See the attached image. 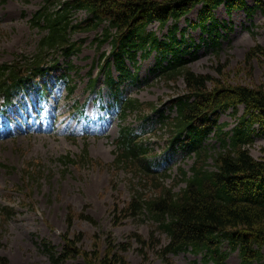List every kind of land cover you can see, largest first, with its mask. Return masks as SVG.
<instances>
[{
    "label": "rangeland",
    "instance_id": "1",
    "mask_svg": "<svg viewBox=\"0 0 264 264\" xmlns=\"http://www.w3.org/2000/svg\"><path fill=\"white\" fill-rule=\"evenodd\" d=\"M43 1L0 0V65L35 51L40 33L31 26L30 19ZM246 1L253 5V0ZM85 16L82 12L78 15ZM216 16L231 28L223 32L227 36L221 39V52L217 54L201 45L187 67L211 78L210 91L220 85L264 88V56L249 57L252 48L264 47V16L259 12L248 16L239 9L229 13L224 6L216 10ZM198 21L196 11L182 18L177 23V36H182L184 30L188 42L201 43L203 31L193 26ZM168 28L161 30L158 23L149 26L160 38ZM100 38V31L73 36L78 42L84 41V45L73 59L79 72L73 73V85L77 87L71 97H67L66 83L51 72L56 76L43 80L48 84V94L42 97L31 90L30 94L22 95L16 100L17 107L8 110L14 121L0 127V135L16 133L0 137V206L15 210L7 223L0 219V256L8 264H81V259L53 263L42 248V239L59 247L67 236L82 255L89 257L95 252L99 257L118 253L130 264H213L203 262V255L190 249L165 255L162 251L169 242L167 235L147 216L132 214L130 207L137 190L145 197H156L159 192L151 182L141 180L137 172L115 163L114 140L119 122L106 109L110 108L111 100L99 63L100 55L108 53L110 45L99 47ZM137 61L138 83H125L122 88L126 97L152 106L130 114L128 123L137 129L158 161L169 158L166 169L171 177L160 182L167 187L176 186L179 168L189 170L193 159L184 149L167 151L173 131L163 125H173L176 112L170 108L175 99L186 94V84L183 78L170 80L152 74L155 53ZM93 78L97 80L92 89ZM84 103L85 116H77L75 109ZM150 107L163 111L169 120L160 121ZM38 110L42 111L40 115ZM244 113L243 106L235 114L231 108L221 115L220 123L226 126V131L233 129ZM258 125L251 128L254 142L250 150L260 159L264 158V132ZM86 146L88 157L80 159ZM64 156L76 162L61 161ZM227 264H239L237 252L230 254Z\"/></svg>",
    "mask_w": 264,
    "mask_h": 264
},
{
    "label": "trees",
    "instance_id": "2",
    "mask_svg": "<svg viewBox=\"0 0 264 264\" xmlns=\"http://www.w3.org/2000/svg\"><path fill=\"white\" fill-rule=\"evenodd\" d=\"M221 6L229 13L239 9L248 16L256 12L264 16V0H253V5L246 0H45L31 19L32 27L42 34L36 53L25 57L23 63L18 60L0 66V102L10 104L20 92L37 86H41L37 90L43 95L47 91L43 80L51 72L70 83L72 95L75 86L69 78L75 68L71 57L81 52L84 42L74 41L73 36L100 31L99 46L111 45L110 54L100 56L101 71L112 95V106L121 115L115 163L137 172L159 192L156 197H145L137 190L130 207L132 214L147 216L167 235L169 242L162 251L165 255L190 249L202 254L203 262L227 264L230 254L237 252L239 264H264V158H255L250 150L254 124L264 132V88L220 85L210 91L211 78L187 67L201 45L221 52V39L227 36L223 32L231 29L217 19L216 10ZM194 11L199 21L193 26L203 31L199 44L188 42L184 30L177 36V23ZM80 12L86 13L85 18L79 19ZM153 23H158L161 30L169 27L163 39L149 30ZM141 51L143 57L156 52L153 72L158 76L183 78L186 84V94L175 99L170 108L176 112L173 125H163L173 131L167 151L184 148L193 159L189 170L179 168L176 186L160 182L171 175L155 168L158 164L150 160L152 150L140 140L136 129L126 124L129 112L152 106L124 98L121 90L125 81H138L136 60ZM254 54L264 56V47L252 48L249 57ZM129 64L137 71L133 72ZM113 70L118 72L116 78ZM239 106L245 108L242 120L226 131L220 123L221 115L231 108L235 114ZM149 109L159 113L162 122L169 120L162 111ZM87 156L84 150L80 159ZM60 160L76 162L68 156ZM180 184L184 186L178 188ZM14 213L13 207L0 206L3 224ZM40 242L53 263L81 259V264H130L118 253L84 256L67 236L59 247L45 239ZM0 264H8L7 259L0 256Z\"/></svg>",
    "mask_w": 264,
    "mask_h": 264
}]
</instances>
